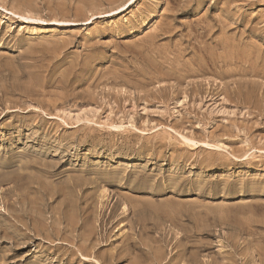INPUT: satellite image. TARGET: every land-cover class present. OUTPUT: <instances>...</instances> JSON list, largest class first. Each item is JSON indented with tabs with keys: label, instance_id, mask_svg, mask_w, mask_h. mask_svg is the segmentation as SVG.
<instances>
[{
	"label": "rangeland",
	"instance_id": "obj_1",
	"mask_svg": "<svg viewBox=\"0 0 264 264\" xmlns=\"http://www.w3.org/2000/svg\"><path fill=\"white\" fill-rule=\"evenodd\" d=\"M263 71L264 0H0V264H264Z\"/></svg>",
	"mask_w": 264,
	"mask_h": 264
},
{
	"label": "bare ground",
	"instance_id": "obj_2",
	"mask_svg": "<svg viewBox=\"0 0 264 264\" xmlns=\"http://www.w3.org/2000/svg\"><path fill=\"white\" fill-rule=\"evenodd\" d=\"M225 24H226V23H225ZM223 37H224V36H223ZM228 37H229V36H228ZM223 40H225V39H223ZM223 42H224V41H223ZM225 42H227V41H225ZM240 44H241V43H240ZM208 47H209V46H208ZM249 47H250V46H249ZM203 48H204V47H203ZM224 49H225V48H224ZM248 49H249V48H248ZM248 49H247V50H248ZM177 50H178V49H177ZM204 50H205V49H204ZM249 51H250V50H249ZM249 51H248V52H249ZM197 52H198V50H197ZM216 52H217V51H216ZM216 52H215V53H216ZM223 52H224V51H223ZM225 52H226V51H225ZM225 52H224V53H225ZM250 52H251V51H250ZM207 53H208V52H207ZM207 53H206V54H207ZM213 53H214V50H213ZM215 53H214V54H215ZM159 54H160V53H159ZM214 54H213V55H214ZM220 54H221V53H220ZM245 54H246V53H245ZM247 54H248V53H247ZM249 54H250V53H249ZM249 54H248V55H249ZM199 55H200V54L198 53V56H199ZM213 55H212V56H213ZM215 55H216V54H215ZM252 55H253V54H252ZM252 55H250V57H251ZM180 56H181V55H180ZM221 56H222V54H221ZM246 56H247V55H246ZM177 57H178V56H177ZM177 57H176V58H177ZM195 57H196V56H195ZM215 57H216V56H215ZM226 57H227V56H226ZM247 57H248V56H247ZM247 57H246V58H247ZM216 58H217V57H216ZM219 58H220V56H219ZM219 58H218V59H219ZM233 58H235V57H233ZM238 58H240V57H238ZM178 59H179V58H178ZM201 59H202V58H200V60H201ZM210 59H211V58H210ZM172 60H173V58H172ZM179 60H180V59H179ZM186 60H187V59H186ZM192 60H193V59H192ZM194 60H195V59H194ZM208 60H209V59H208ZM219 60H220V59H219ZM231 60H234V59H231ZM238 60H239V59H238ZM240 60H241V62H242V59H240ZM250 60H251V58H250ZM252 60H253V58H252ZM203 61H204V60H203ZM244 61H245V60H244ZM170 62H171V61H170ZM178 62H180V61H178ZM214 62H215V61H214ZM225 62H226V61H225ZM232 62H234V61H232ZM248 62H249V60H248ZM250 62H251V61H250ZM175 63H176V61L174 62V64H175ZM190 63H192V62H189V64H190ZM196 63H198V62H196ZM199 63H200V62H199ZM201 63H202V62H201ZM207 63H208V62H207ZM236 63H237V62H236ZM254 63H255V62H254ZM192 64L194 65L195 63H192ZM202 64H203V63H202ZM218 64H219V63H218ZM239 64H240V63H239ZM252 64H253V63H252ZM177 65H178V64H177ZM193 65H190L191 68H192ZM234 65H235V64H234ZM256 65H257V64H256ZM256 65H255V66H256ZM190 66H189V67H190ZM221 66H222V65H221ZM228 66H229V65H228ZM241 66H242V65H241ZM193 67H194V66H193ZM195 67H196V66H195ZM195 67H194V68H195ZM200 67H201V64H200ZM208 67H209V66H208ZM216 67H217V66H216ZM247 67H249V66H247ZM247 67H246V68H247ZM252 67H253V66H252ZM197 68H199V67H197ZM210 68H213V67H210ZM217 69H218V68H217ZM247 69H248V68H247ZM249 69H250V68H249ZM189 70H190V69H189ZM226 70H228V69H226ZM258 70H260L259 67H258ZM261 70H262V69H261ZM191 71H192V70H191ZM194 71H195V70H194ZM204 71L207 72V71H209V70L206 69V67H205V68H204V67H203V68L201 67L199 73L203 72V73H201V75H202V74L205 75V74H204V73H205ZM220 71H221V70H220ZM237 71H238V70H237ZM248 71H249V70H248ZM180 72H181V71H180ZM189 72H190V71H189ZM209 72H210V71H209ZM218 72H219V71H218ZM233 72H234V71H233ZM258 72H259V71H258ZM263 72H264V71H263ZM190 73H192V72H190ZM196 73H197V72H196ZM196 73H194V74L196 75ZM207 73H208V72H207ZM213 73H214V72H213ZM222 73H223L224 75H227V74L229 75V71L227 72V71H223V70H222ZM234 74H235V73H234ZM184 75H186V72H185ZM198 75H199V74H198ZM201 75H199V76L202 77ZM186 76H188V75H186ZM189 76H190V75H189ZM199 76H197V77H199ZM206 76H207V75H206ZM206 76H203V77H205V80L207 79ZM208 76H209V75H208ZM235 76H236V75H235ZM258 76L260 77V75H258ZM184 77H185V76H184ZM194 77H195V76H194ZM197 77H196V78H197ZM230 77H231V76H230ZM236 77H237V76H236ZM248 77H249V76H248ZM263 77H264V74H263ZM190 78H192V77L190 76ZM215 78H216V77H215ZM243 78H244V77H243ZM243 78H242V81H243ZM251 78L253 79V77L250 76L249 79H251ZM172 79H173V78H172ZM178 79H179V77L177 78V80H178ZM199 79H200V78H199ZM202 79H203V78H202ZM209 79H210V78H209ZM230 79H231V78H230ZM232 79H233V78H232ZM234 79H237V78H234ZM252 79H251V82H253ZM187 80H188V79H187ZM190 80H191V79H190ZM207 80H208V79H207ZM210 80H211V79H210ZM216 80H217V79H216ZM218 80H219V79H218ZM227 80H228V78H227ZM227 80H226V81H227ZM208 81H209V80H208ZM212 81H213V80H212ZM214 81H215V79H214ZM214 81H213V82H214ZM219 81H220V80H219ZM224 81H225V79H224ZM224 81H223V82H224ZM240 81H241V79H240ZM242 81H241V82H242ZM248 81H249V80H248ZM181 82H182V81H181ZM209 82H210V81H209ZM209 82H208V84H209ZM232 82H233V80H232ZM235 82H236V81H235ZM246 82H247V81H246ZM249 82H250V81H249ZM251 82H250V84H251ZM254 82H257V80L254 81ZM206 83H207V82H206ZM217 83H219V82H217ZM220 83H222V82L220 81ZM233 83H234V82H233ZM233 83H232V84H233ZM242 83H243V84H246L245 82H242ZM247 83H248V82H247ZM261 83H262V82H261ZM261 83H260V84H261ZM208 84H207V85H208ZM214 84H215V83H214ZM234 84H235V86H236V83H234ZM237 84H239V83L237 82ZM253 84H254V83H253ZM253 84H252V85H253ZM202 85H203V83H202ZM209 85H210V84H209ZM211 85H212V84H211ZM218 85H219V84H218ZM224 85H225V84H224ZM227 85H229V83H228ZM239 85H241V84H239ZM255 85H256V84H255ZM258 85H259V83L257 82V86H258ZM261 85H262V84H261ZM195 86H196V85H195ZM215 86H216V85H215ZM221 86H222V85H221ZM241 86H242V85H241ZM241 86H240V87H241ZM212 87H214V86H212ZM212 87H210V88H212ZM223 87H224V86H223ZM225 87H226V86H225ZM231 87H232V86H231ZM242 87H243V86H242ZM247 87H248V85H247ZM247 87H245V89H246ZM254 87H255V86H254ZM260 87H261V86H260ZM261 88H262V87H261ZM261 88H260V89H261ZM214 89H218V90H219V87H218V88H214ZM220 89H221V88H220ZM223 89H224V88H223ZM228 89H229V88H228ZM228 89H227V91H226V94H230V93H231L230 91H229L230 93L228 92ZM235 89H236V88H235ZM253 89H254V88H253ZM257 89H258V88H257ZM173 90H174V88H173ZM205 90H206V89H205ZM205 90H204V91H205ZM211 90H213V89H211ZM229 90H230V89H229ZM231 90H232V89H231ZM236 90H237V89H236ZM242 90H243V89H242ZM248 90L250 91L251 88L248 89ZM261 90H262V89H261ZM207 91H209V90H207ZM213 91H214V90H213ZM215 91H216V90H215ZM221 91H222V90H221ZM238 91H239V90H238ZM251 91H252V90H251ZM217 92H218V91H217ZM219 92H220V91H219ZM219 92H218L217 94H219ZM227 92H228V93H227ZM239 92H240V91H239ZM241 92H242V91H241ZM245 92H246V91H245ZM247 92H248V91H247ZM257 92H258V96H259V94L261 93L260 90L257 91ZM259 92H260V93H259ZM212 93H213V92H212ZM214 93H216V92H214ZM232 93H233V91H232ZM250 93H252V92H250ZM250 93L248 92L247 94H250ZM253 93H255V91H254ZM253 93H252V94H253ZM262 93H263V92H262ZM236 94H237V93H236ZM236 94H235V95H236ZM247 94H246V95H247ZM263 94H264V93H263ZM215 95H216V94H215ZM231 95H233V94H231ZM237 95H238V94H237ZM239 95H240V94H239ZM241 95H242V94H241ZM241 95H240V96H241ZM246 95H245V97H246ZM250 95H251V94H250ZM250 95H249V96H250ZM196 96H197V95H196ZM229 96H230V95H229ZM251 96H252L251 99H253V98H254L253 95H251ZM260 96H261V95H260ZM235 97H236V96H235ZM237 97H238V96H237ZM242 97H243V95H242ZM247 97H248V96H247ZM255 97H257V95H256ZM263 98H264V97H263ZM246 99H247V98H246ZM259 99H260V98H259ZM249 100H250V99H249ZM261 100H262V99H261ZM261 100H260V101H261ZM228 101H229V100H228ZM231 101H232V100H231ZM244 101L247 102L248 100H244V99H243V102H244ZM252 101H253V100H252ZM260 101L258 100L259 104H260ZM246 102H245V103H246ZM248 102L252 103L251 101H248ZM79 103H80V102H79ZM253 103H254V101H253ZM256 103H257V102H256ZM261 103H262V102H261ZM102 104H103V103H102ZM185 104H186V103H185ZM242 104H243V103H242ZM103 105H104V104H103ZM225 105H226V104H225ZM250 105H251V104H250ZM252 105H253V104H252ZM252 105H251V107H249V108L252 109V107H253ZM260 105H261V106H259L260 108H259V107H258V108H259V109H262V107H263L264 105H262V104H260ZM183 106H184V105H183ZM242 106H243V105H242ZM244 106H245V105H244ZM247 106H248V105H247ZM247 106H245V107H247ZM245 107H244V108H245ZM249 108L247 107V110H248L247 112H248L249 115H250V114H251V111L249 110ZM245 109H246V108H245ZM198 110H199V109H198ZM256 110H257V109H256ZM261 111H262V110H261ZM203 112H204V111H203ZM256 112H257V111H256ZM258 112H259V111H258ZM258 112H257V114H258ZM263 112H264V110H263ZM243 113H244V112H243ZM261 113H262V112H261ZM220 114H221V113H220ZM262 114H263V113H262ZM255 115H256V114H255ZM255 115H254V113H253V116H255ZM224 117H225V116H224ZM256 118H257V116H256ZM232 119H233V117H232ZM250 119H251V118H250ZM234 122H235V121H234ZM248 126H249V125H248ZM249 128H250V127H249ZM248 130H250V129H248ZM246 135H247V134H246ZM247 136H248V135H247ZM248 138H249V137H248ZM246 139H247V138H246ZM250 139H251V138H250ZM191 140H192V139H191ZM259 151H261V153H264V150H262V149L259 150ZM249 152H250V151H249ZM251 152H252V151H251ZM251 154H252V153H251ZM125 164H126V163H125ZM10 185H11V184H10ZM37 187H38V186H37ZM22 197H23V196H22ZM22 199H23V198H22ZM25 212H26V211H25ZM19 219H20V218H19ZM21 219H22V218H21ZM22 226H23V225H22ZM26 227H27V226H26ZM32 227H33V226H32ZM26 230H27V229H26ZM148 254H149V253H148ZM148 254H147V255H148ZM151 254H152V252H151ZM151 254H150V256H151ZM156 255H157V254H156ZM160 255H161V254H160ZM148 256H149V255H148ZM150 256H149V258H150ZM158 256H159V255H158ZM158 256H157V257H158ZM171 256H172V255H171ZM154 257H155V256H152V259H154ZM157 257H155V258H157ZM161 257H162V256H160V259H161ZM163 257H164V254H163ZM164 258H165V257H164ZM149 260H150V259H149ZM154 260H155V259H154ZM154 260H152L153 263H155V261H156V260H155V261H154ZM166 260H168V259H166ZM166 260H165V261H166ZM169 260H170V259H169ZM176 260H177V259H176ZM143 261H144V260H143ZM150 261H151V260H150ZM161 261H163V258H162ZM138 262H141V260H139ZM157 262H158V261H157ZM171 262H172V261H171ZM177 262H178V260H177ZM177 262H176V264H177ZM148 263H149V261H148ZM153 263H152V264H153ZM158 263L161 264L160 261H159ZM169 263H170V262H169ZM138 264H139V263H138ZM149 264H150V263H149ZM166 264H168V263H166Z\"/></svg>",
	"mask_w": 264,
	"mask_h": 264
}]
</instances>
